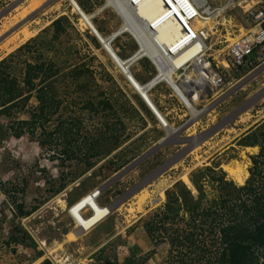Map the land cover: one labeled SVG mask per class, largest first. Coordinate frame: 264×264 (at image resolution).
Returning a JSON list of instances; mask_svg holds the SVG:
<instances>
[{"label":"rangeland","instance_id":"obj_1","mask_svg":"<svg viewBox=\"0 0 264 264\" xmlns=\"http://www.w3.org/2000/svg\"><path fill=\"white\" fill-rule=\"evenodd\" d=\"M104 4L105 0H0V61L30 41L38 51L16 56V65H21L20 60L33 62L30 57L38 59L40 54L47 64L57 67V75L53 77L55 84L50 86L56 94L51 98L56 101L48 104L51 105L49 113L38 115L41 101L31 92L26 103L19 98L16 109L8 115L0 114V264H103L105 261L164 264L169 246L165 240L158 244L150 240L142 226L148 218L158 210L175 208L188 219L190 209L185 205L198 206L197 201H202L205 193L209 202L217 203L222 199L219 185L215 188L200 186L207 184L203 178L198 183L197 193L190 183L191 174L198 171L204 177L206 172L199 170L221 168L236 186H244L250 177L253 155L239 147L225 151L224 148L230 143L244 144L243 134L264 118V71L203 116L201 110L264 64V45L256 49L243 66L226 73L224 86L216 90V94L197 98L199 105L191 108L199 112L195 116H201L198 120L174 98L169 85L164 84L166 81L154 85L149 98L156 110L165 114L166 125L174 131L171 134L152 116L97 37H107L125 27L118 13ZM23 11L26 15L20 16ZM84 13L93 14V26L84 21ZM232 17L227 26L230 34L219 27L210 39L211 44L222 41L231 44L232 38L240 34V18L235 11ZM58 21L63 28L59 34L54 28ZM121 30L110 47L117 59L127 60L139 52L140 46L126 27ZM225 43L219 48L215 45L221 52L210 51L209 54L221 61ZM146 59V54H142L128 68L141 85L156 74V67ZM79 71L81 73L77 74ZM191 101L196 99L192 96ZM35 116L46 121L35 122ZM190 116L196 120L194 127L185 128L180 133L181 138L189 135L188 139L193 142L212 128H221L185 156L181 153L186 145L162 147L104 188L97 200L100 206L110 205L156 168L175 161L142 190H135L128 200L115 205L101 224L73 237L81 230L71 213L77 201L106 185L165 135H169L168 142L173 144L183 140L175 129ZM234 168H240L238 175ZM167 190H173L169 197ZM144 193H149V197L141 208L138 200ZM89 215L87 212L85 217ZM72 219L78 224L74 231ZM159 236L161 233L156 230L153 238Z\"/></svg>","mask_w":264,"mask_h":264},{"label":"trees","instance_id":"obj_2","mask_svg":"<svg viewBox=\"0 0 264 264\" xmlns=\"http://www.w3.org/2000/svg\"><path fill=\"white\" fill-rule=\"evenodd\" d=\"M54 28L57 34L63 30L60 21L54 24ZM37 47L40 49V44ZM37 51L32 42L27 41L15 53L0 61V114L8 115L9 111L16 109L19 98L26 103L31 92H35L36 98L41 101L38 115L51 110L48 104H52L54 97L51 96H56L50 89L55 84L56 65L47 64L40 54L38 59L30 57L34 59L33 62L20 60L18 63L21 65H16V56L32 55ZM56 104L58 102L52 107ZM41 118L35 116L34 120L46 121ZM13 123L16 133V121ZM241 139L244 144L236 145L256 146L259 149L257 154L251 156L250 177L244 186L234 185L221 168L199 170L206 172L204 177L196 171L191 174L190 183L197 193L198 183L203 178L207 184L200 186L215 188L219 185L220 194L223 192L221 201L209 202L205 193L202 201H197L200 203L198 206L185 205L190 209L188 219L184 213L183 216L179 210L172 208L158 210L142 225L154 244L167 241L169 253L164 264H264V118L252 125ZM63 153L68 154L67 151ZM234 171L238 175L240 168H234ZM172 191L167 190L166 196L172 195ZM156 230L161 236L153 238Z\"/></svg>","mask_w":264,"mask_h":264},{"label":"bare ground","instance_id":"obj_3","mask_svg":"<svg viewBox=\"0 0 264 264\" xmlns=\"http://www.w3.org/2000/svg\"><path fill=\"white\" fill-rule=\"evenodd\" d=\"M171 1L173 2V0ZM198 1L199 0H195V3ZM172 5L174 6V9L178 13L175 19L169 17L170 15H168L169 12L168 8H170L171 6L168 7L165 0H105L104 7L106 6L112 7L118 13V15L122 18L124 26L127 28L128 31L131 32V34L136 39L137 43H139L140 50L132 58H129L127 60L117 59L110 47V43L113 40V38L120 31H122L121 29H125V27H121L120 29L116 30L114 33H112L107 37H103L102 35L100 37L97 36L103 47L108 51L110 57L116 61L119 69L122 70V72L126 75L127 79L135 88L139 96L148 105L151 112L153 110L152 113L157 117V119L161 122V124L168 129L169 133L171 134H173L174 131H172V129L166 125L164 116L161 115L153 106V103L149 98L148 92L154 87V85L162 83L161 81L164 82L166 81L164 84L169 85L171 90H173L176 93L177 86L175 84V80L171 77L172 75L174 76L175 71L181 72V70L183 69H185L183 73L184 74L186 73L187 76V80L185 81L184 86L186 89L189 90L191 89L190 90L191 94H193V90L195 88H197V90L195 91H198L199 89H205L206 88L204 82L205 80L202 77H197L194 80H191V78L193 79L197 74V72L202 70L206 65L210 66L203 56L207 52L208 48H210L215 53L216 51L219 52V49H216L215 45H217L218 48L220 47L219 45H222V42H219L218 44L217 43L211 44L210 39L215 32H218L219 27L221 31H225L227 34H230L231 29L227 28V26H230L233 18L232 14H227L224 16L221 15L218 18H214L203 23L198 17H194V15L190 16L189 14L185 13V10L191 7L192 3L190 4L185 1L180 5H175V4ZM25 11L21 12L20 16L26 15ZM82 17L87 24L93 26L91 22L93 18V14L86 15L84 13L82 14ZM181 22H183V24ZM211 24H213L212 26L213 29H210ZM190 26L192 27L189 28ZM241 29L242 27L240 26L239 29L240 34H242ZM188 30L190 31L188 32ZM239 35L232 39L235 41L239 37ZM234 41H232L231 44H226L224 42L226 44L225 47H229L228 45L231 46ZM225 47L223 46L222 49H224ZM142 54H146V58L150 60V62L153 64V67L157 68V69L155 68L156 77L154 76L152 80H150L149 82H147V84L144 85L139 84V82L136 79H134V77L128 71L129 70L128 68L134 62H136L137 59ZM236 54H237L236 61L239 62L241 60V56L238 53ZM182 65L185 66L180 68V66ZM217 66L219 69H224L226 63L223 61L218 63ZM190 68L191 71H189L190 73H188V70ZM197 97L198 96L196 95V97H193V99H196ZM185 99L186 97L183 96L182 98H180V101L183 102V105L187 109H189V111L193 114L194 117L197 116L199 112L196 111L194 108H191L192 105H189L190 106L189 107ZM201 99H203L202 96ZM197 118L198 117H195L194 119ZM192 124H194V122L191 121H186L184 123V125L188 128L192 126ZM166 137H167L166 142L170 143V141L168 142L169 135H166L162 139V141ZM179 142L177 143V145H181L179 144ZM183 142L185 143L187 141H183ZM190 144H192V141L190 142ZM86 195H84L85 197L83 196L84 198L83 197L80 198L81 200L79 199L80 201L78 200L76 205L71 208V213L75 216L81 228V230L78 229V224L74 220L75 224L77 225V227L75 228L78 230L76 231V234L73 237H77L79 231L83 230L86 232L88 230L93 229V227L96 226L97 224H101L104 221L105 217L111 213L108 207L99 206L96 203V198H98L101 195L98 191L95 192L93 190L87 196ZM147 197H149V193H144L139 195L138 203L141 208L144 207L145 205L144 202L146 201ZM85 209H89L90 212L91 210L93 211V213L91 212V214L88 216L90 217L93 214L90 218L88 217H86V219L83 218L82 212ZM76 229H73V231Z\"/></svg>","mask_w":264,"mask_h":264},{"label":"built area","instance_id":"obj_4","mask_svg":"<svg viewBox=\"0 0 264 264\" xmlns=\"http://www.w3.org/2000/svg\"><path fill=\"white\" fill-rule=\"evenodd\" d=\"M185 1L190 4L192 3L191 7L185 10V13L190 16L194 15V17H198L203 23L218 18L221 15L232 14V12L235 11L240 18L239 23L242 27V34L239 35L231 46L228 45L229 47H225L222 50L223 59L221 61L217 60V56L214 57L209 54V52L212 51L210 48H208L203 56L210 66L206 65L202 70L197 72L193 79H191L194 80L197 77H202L205 80V89H199L198 91L193 90L192 96L196 97V95H199L200 97L205 94L207 88L212 92L222 88L226 79V73L231 69H237L243 66L254 54L255 50L264 45V0H199L196 3L195 0H173L174 3L171 0H165L168 7L171 6L168 8L169 17L175 19L178 15L172 4L180 5ZM181 23L183 24V22ZM191 27L192 26L189 28ZM189 31L190 30H188V32ZM224 42L225 41H222V43ZM219 52H221V50H219ZM235 52L241 56L239 62L236 61L237 54ZM223 61L226 63V66L224 69H219L217 65ZM183 66L185 65L180 66V68ZM184 70L185 69L181 70V72L175 71L174 76L172 75L177 86V92L175 93L173 90L172 92L177 98H179V100L183 96L187 97L190 93V90L186 89L184 86V83L187 80L186 73H183ZM95 190H98V188Z\"/></svg>","mask_w":264,"mask_h":264},{"label":"water","instance_id":"obj_5","mask_svg":"<svg viewBox=\"0 0 264 264\" xmlns=\"http://www.w3.org/2000/svg\"><path fill=\"white\" fill-rule=\"evenodd\" d=\"M262 71H264V64H262L261 66H259L258 68H256V70H254L251 74H249L248 76H246L245 78H243L242 80H240V82H238V84H236L233 88H231L227 93H225L224 95H222L220 98H218L217 100H215L209 107H207L206 109H204L202 111V115L205 114L206 112H208L209 110H211L212 108H214L215 106L219 105L222 101H224L226 98H228L229 96H231L232 93H234L238 89L242 88L251 79H253L257 74H259ZM205 91H206V94L207 95H211L210 89L207 88ZM152 112H153V110H152ZM188 121L194 122V120L192 119V117H190ZM185 128H187V127L183 124L182 126H180L178 128L179 131H178V129H176V131H178V135L179 136H180V133ZM219 128H221V127L218 126L217 128H212L210 131H208V132H206V133H204V134L196 137L195 140L192 142V144H190V142L192 140L190 141L187 138H182L183 139L182 141L179 140L181 142H179V141L178 142L181 145H187L188 144L186 146V148L182 151L181 156H185L186 154H188L195 147H197L198 145H200L201 142H203L204 140H206L207 138H209L212 134H214L216 131H218ZM166 139H167V137L163 141H160L158 144H156L151 150L147 151L141 157H139L134 162H132L130 165H128L126 168H124L123 170H121L120 172H118L117 174H115L106 183V185L102 186L97 191L99 193H102L103 190H104V188H108L114 182H116L117 180H119L122 177H124L127 173H129L130 171H132L133 169H135L141 162H143L144 160H146L148 157L152 156L154 154V152H156L157 150L161 149L162 147L171 145L170 143H167L166 142ZM183 141H187V142L184 143ZM174 145H177V143H174ZM174 162L175 161H171V162L170 161L169 162L167 161L164 164H162L159 168H156L151 174H149L146 178H144V180H142L137 186H135V188L130 189L128 192H126L124 195H122L121 198L116 199L113 203H111L110 205H108L107 207H108V209H110L109 211L111 212L112 209H113V207L115 205H119V204H122L123 202H125V200L130 196V194H132V192H135V190H142V188H144L146 185L150 184V182H152L153 179H155L158 175L162 174ZM103 264H113V263H111L109 261H105Z\"/></svg>","mask_w":264,"mask_h":264},{"label":"clouds","instance_id":"obj_6","mask_svg":"<svg viewBox=\"0 0 264 264\" xmlns=\"http://www.w3.org/2000/svg\"><path fill=\"white\" fill-rule=\"evenodd\" d=\"M252 56H253V55H252ZM146 60H148V59H146ZM148 61L150 62V60H148ZM247 62H248V61H247ZM151 64H152V63H151ZM239 68H240V67H239ZM153 69H154V68H153ZM154 70H155V69H154ZM244 78H245V77H244ZM225 80H226V79H225ZM146 84H147V83H146ZM158 85H159V84H158ZM156 86H157V85H156ZM223 86H224V85H223ZM223 86H222V87H223ZM154 87H155V86H154ZM154 87H153V88H154ZM168 87H169V86H168ZM210 91H211V90H210ZM171 92H172V90H171ZM214 92H215V91H214ZM214 92L211 91V95L216 94V93H214ZM148 93H149V92H148ZM205 93H206V92H205ZM192 95H193V94H191V92H190V93L188 94V96L186 97V99H187V103H188L189 105H192V106L195 105V108H197V106L199 105V104H197V101H198L197 98H198L199 96L196 98V101H195V102H192V101H191V99H192ZM173 96H174V98H177L176 95H174V93H173ZM201 96H203V95H201ZM201 96H200V98H201ZM209 96H210V95H209ZM177 100H178V101L180 102V104H181V105H182V106H183V107L189 112V110L183 105V103L179 100V98H177ZM143 103H144V102H143ZM145 106H146V104H145ZM146 107H147V106H146ZM156 107H157V106H156ZM147 109H148V107H147ZM205 109H206V108H205ZM148 110H149V109H148ZM203 110H204V108L202 109V111H203ZM149 112L151 113L150 110H149ZM206 113H207V112H206ZM203 115H204V114H203ZM203 115H201V116H203ZM152 116H153V114H152ZM201 116H200V117H201ZM190 117H191V116H190ZM200 117H199L198 119H200ZM154 118H155V117H154ZM198 119H197V120H198ZM188 120H189V119H188ZM188 120H186V121H188ZM186 121H185V122H186ZM185 122H184V123H185ZM194 122H196V121H194ZM184 123H183V124H184ZM183 124H182V125H183ZM182 125H181V126H182ZM170 127H171V126H170ZM163 128H164V127H163ZM171 128H172V127H171ZM187 128H188V127H187ZM182 132H183V131H182ZM178 136H179V135H178ZM179 137L181 138V136H179ZM184 138H186V137H184ZM181 139H182V138H181ZM187 139H188V138H187ZM171 145H174V144H171ZM169 146H170V145H169ZM175 146H178V145H175ZM165 147H166V146H165ZM95 189H96V188H95ZM95 189H94V190H95ZM98 189H99V188H98ZM92 191H93V190H92ZM92 191H91V192H92ZM89 193H90V192H89ZM100 194H102V193H100ZM99 197H100V196H99ZM99 197H98V198H99ZM81 198H82V197H81ZM98 198H96V202H97ZM97 204L99 205L98 202H97ZM99 206H100V205H99ZM105 207H107V206H105ZM87 212H90L89 209H85V210L82 212V216H83L84 218H86V217H85V214H86ZM90 214H91V212H90ZM107 216H108V215H107ZM107 216H106V217H107ZM87 217H88V216H87ZM71 218H72V217H71ZM72 220H73V219H72ZM73 223H75L74 220H73ZM75 227H77L76 224H75ZM74 229H76V228H74ZM83 232H85V231H79L78 235L81 234V233H83Z\"/></svg>","mask_w":264,"mask_h":264},{"label":"crops","instance_id":"obj_7","mask_svg":"<svg viewBox=\"0 0 264 264\" xmlns=\"http://www.w3.org/2000/svg\"><path fill=\"white\" fill-rule=\"evenodd\" d=\"M263 47V46H262ZM261 73V72H260ZM256 77V76H255ZM252 80V79H251ZM142 100V99H141ZM143 101V100H142ZM144 102V101H143ZM144 104H146L145 102H144ZM146 106H148L147 104H146ZM156 106V105H155ZM157 109L159 110V108L157 107ZM189 110V109H188ZM159 112H161L160 110H159ZM189 113H190V111H189ZM151 114H153L152 112H151ZM162 114H163V116L165 117V119H166V116H165V114L162 112ZM191 115V114H190ZM153 117H155V119H156V116L153 114ZM167 120V119H166ZM168 122V121H167ZM193 125V124H192ZM194 126H191V127H189V128H193ZM166 130V129H165ZM166 136V135H165ZM186 138H190L189 137V135L188 136H186ZM236 143H234V145H233V143H230L229 145H227L226 146V148H224V151L225 150H230V149H232V148H237V147H239V148H241V149H245V150H248L249 152H248V154H251V155H255V154H257L258 152V147H256V146H246V147H243V146H239V145H235ZM178 146H181V145H178ZM250 156V155H249ZM172 168H174V167H172ZM154 182V181H153ZM156 182H160V181H156ZM155 182V183H156ZM154 185V184H153ZM67 238H68V240L70 241V239H69V236L67 235ZM71 241H73V240H71Z\"/></svg>","mask_w":264,"mask_h":264}]
</instances>
